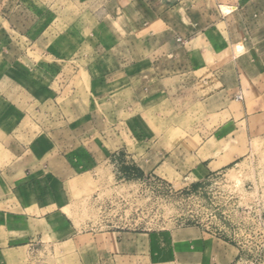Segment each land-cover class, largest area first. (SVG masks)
<instances>
[{"label":"crops","instance_id":"obj_1","mask_svg":"<svg viewBox=\"0 0 264 264\" xmlns=\"http://www.w3.org/2000/svg\"><path fill=\"white\" fill-rule=\"evenodd\" d=\"M125 112L163 124L131 139L140 175L195 189L246 161L264 143V0H0V264L236 259L195 226L74 221L73 187L116 157L106 131ZM171 112L185 122L176 143Z\"/></svg>","mask_w":264,"mask_h":264},{"label":"rangeland","instance_id":"obj_2","mask_svg":"<svg viewBox=\"0 0 264 264\" xmlns=\"http://www.w3.org/2000/svg\"><path fill=\"white\" fill-rule=\"evenodd\" d=\"M22 20L14 18L19 24ZM25 22L30 23V18ZM89 52L80 53L89 56ZM98 58L92 56L90 60ZM79 64L77 68L82 74L84 63ZM168 118L171 142L184 140L186 131L174 129L185 126L184 119L180 121L173 112ZM119 120L122 125L117 130L112 126L106 131L108 140L118 139L117 145L112 141V149L122 147L114 154L116 157L106 166L92 169L91 178L73 187L70 215L77 224L92 230L154 232L195 226L205 233L242 241L253 228V222L264 219V143L255 141L246 161L210 177L201 187L182 188L173 179L170 182L152 179L138 174L136 170L140 168H132L134 160L130 158L136 150L144 148L133 146L131 139L159 135L163 133V124L155 128L156 119L142 112L133 116L125 112L119 115Z\"/></svg>","mask_w":264,"mask_h":264},{"label":"built area","instance_id":"obj_3","mask_svg":"<svg viewBox=\"0 0 264 264\" xmlns=\"http://www.w3.org/2000/svg\"><path fill=\"white\" fill-rule=\"evenodd\" d=\"M247 232L242 241L232 240L240 252L230 264H264V219L254 221Z\"/></svg>","mask_w":264,"mask_h":264}]
</instances>
